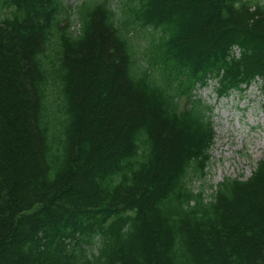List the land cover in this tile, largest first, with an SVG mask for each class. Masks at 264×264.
Instances as JSON below:
<instances>
[{
	"label": "trees",
	"instance_id": "obj_1",
	"mask_svg": "<svg viewBox=\"0 0 264 264\" xmlns=\"http://www.w3.org/2000/svg\"><path fill=\"white\" fill-rule=\"evenodd\" d=\"M256 79L261 0H0V264H264V157L190 184Z\"/></svg>",
	"mask_w": 264,
	"mask_h": 264
},
{
	"label": "rangeland",
	"instance_id": "obj_2",
	"mask_svg": "<svg viewBox=\"0 0 264 264\" xmlns=\"http://www.w3.org/2000/svg\"><path fill=\"white\" fill-rule=\"evenodd\" d=\"M84 0H65L74 12ZM103 2L106 0H95ZM264 3V0H261ZM121 0H108L109 6L117 11ZM7 15L8 12L4 11ZM74 28L79 25L76 16L72 17ZM235 53L239 54L236 49ZM139 64L149 66L147 58H138ZM262 81L257 79L246 90L234 91L229 96L220 98L217 84L211 81L206 87H199L194 92L211 119L215 138L210 149V162L207 175L203 178L194 177L190 184L195 190L203 189L206 199H210L212 190L217 183L226 177L246 179L251 176L257 162L264 157V93ZM180 107L185 104L186 97L177 99ZM97 240L89 249L96 251Z\"/></svg>",
	"mask_w": 264,
	"mask_h": 264
}]
</instances>
